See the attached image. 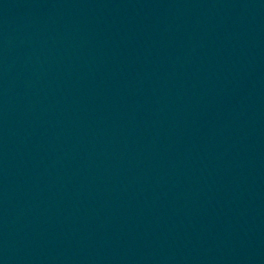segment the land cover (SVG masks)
I'll list each match as a JSON object with an SVG mask.
<instances>
[{"label":"water","instance_id":"1","mask_svg":"<svg viewBox=\"0 0 264 264\" xmlns=\"http://www.w3.org/2000/svg\"><path fill=\"white\" fill-rule=\"evenodd\" d=\"M114 0H0V140Z\"/></svg>","mask_w":264,"mask_h":264}]
</instances>
